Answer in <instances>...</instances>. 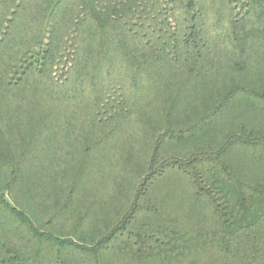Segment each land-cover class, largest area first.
<instances>
[{
  "label": "trees",
  "instance_id": "trees-1",
  "mask_svg": "<svg viewBox=\"0 0 264 264\" xmlns=\"http://www.w3.org/2000/svg\"><path fill=\"white\" fill-rule=\"evenodd\" d=\"M0 264H264V0H0Z\"/></svg>",
  "mask_w": 264,
  "mask_h": 264
}]
</instances>
